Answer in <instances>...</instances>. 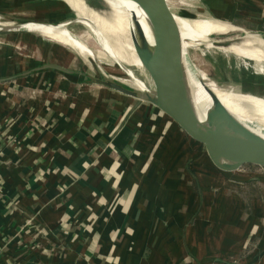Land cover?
<instances>
[{"label":"crops","instance_id":"0c3cea01","mask_svg":"<svg viewBox=\"0 0 264 264\" xmlns=\"http://www.w3.org/2000/svg\"><path fill=\"white\" fill-rule=\"evenodd\" d=\"M219 1L264 34V0ZM41 43L0 78V264H264V171L200 166L156 105Z\"/></svg>","mask_w":264,"mask_h":264},{"label":"rangeland","instance_id":"374dc122","mask_svg":"<svg viewBox=\"0 0 264 264\" xmlns=\"http://www.w3.org/2000/svg\"><path fill=\"white\" fill-rule=\"evenodd\" d=\"M84 1L89 9L99 14L105 22L114 23L115 10L106 0ZM169 2L173 11L179 16L191 20L211 19L223 21L233 27L227 33L213 34L211 36L212 39L225 37L228 39L226 44H240L247 37L245 35L247 30L255 33L253 36L264 38V34L259 33L260 30L258 28H247L246 19L219 17L212 13L210 9L213 6H222L219 0H169ZM76 19H79L78 14L65 0H0V37H8L9 33L17 30L22 33L14 39L6 40L0 38V78H4L5 74L14 73L19 67L23 71H35V63L26 61V58L22 55L36 58L39 54L36 43L44 41L41 44L44 46L48 45V49L45 51L47 55H50V52L55 48L59 51L57 54L55 51L53 58L56 60L52 59L53 62L61 60V64L71 69V74L81 71L84 74L83 77L90 84H95L96 79L109 78L129 88L136 89V85L129 77L133 76L141 78L149 87L153 88L152 78L144 67H134L129 62L117 59L106 52L102 46L101 41L107 39L114 45H121L125 54L130 55L132 50L128 45L126 36L109 30L103 31L102 34H97L85 23L76 21ZM69 22L71 23L65 26ZM30 23L44 26L46 28L44 30L62 27L61 29L67 34L88 45L89 52L92 51L94 56L83 54L76 48L47 36L45 37L44 34L39 32L41 29L27 28ZM182 38L188 51L187 61L195 76L202 79L205 85H215L227 91L239 94L249 93L264 98V60H255L256 52H253L252 55H244L222 50L217 47L221 45L220 43H215L216 46H209L205 41L190 40V42H187L189 40L183 35ZM16 56L19 57V61L14 60ZM61 58H64V60ZM20 62L21 64L17 66ZM41 68L45 69L46 67L41 65ZM243 104L246 107V104ZM246 108L250 113H256L254 109ZM187 142L192 145L189 140ZM201 151H203L201 153L202 158H200L202 162L199 163L200 166L206 168L207 166L203 163V160L206 157L210 158V156L204 149H201ZM204 153L208 156L204 157ZM245 168L264 171L256 167Z\"/></svg>","mask_w":264,"mask_h":264},{"label":"water","instance_id":"95a60500","mask_svg":"<svg viewBox=\"0 0 264 264\" xmlns=\"http://www.w3.org/2000/svg\"><path fill=\"white\" fill-rule=\"evenodd\" d=\"M130 1L136 3L142 10L149 32L150 38H147L141 18L136 14L134 18L145 34L144 38L149 45L154 67L149 65L139 47L136 50L152 78L155 97L109 78L97 79L96 82L156 105L184 138L208 153L218 168L232 171L256 167L264 170V138L246 129L209 88L206 90L211 97L212 105L205 118L197 113L195 93L188 78V68L184 59L183 38L176 13L169 0ZM70 23H66L65 26ZM133 41L136 47L135 35ZM49 66L67 71L58 65ZM184 107H190L193 116L201 122L200 133L188 126Z\"/></svg>","mask_w":264,"mask_h":264},{"label":"bare ground","instance_id":"6f19581e","mask_svg":"<svg viewBox=\"0 0 264 264\" xmlns=\"http://www.w3.org/2000/svg\"><path fill=\"white\" fill-rule=\"evenodd\" d=\"M78 14L79 18L82 19L81 22L85 23L97 34H102L103 31L109 30L116 34L124 35L128 39V45L132 50L130 55H126L124 48L118 44L114 45L110 41L102 40V46L106 52L113 55L117 59L123 60L125 62L131 63L134 67H145L142 60L139 58L137 53L138 47L144 54L145 59L148 61L151 67H154L149 45L144 36L146 34L147 38H150L147 25L145 24L144 14L136 3L130 0H106L110 5H112L115 10V20L113 24L107 23L97 14L94 10L89 9L84 0H65ZM186 7V6H185ZM203 7V6H202ZM139 16L141 18V23L143 24V33L141 27H139L135 18ZM200 16V15H199ZM86 19V20H83ZM176 19L179 24L181 34L187 38L190 42L195 40H201L207 42L209 46H214L215 43H220L219 47L222 50L231 51L235 53H241L244 55H252L256 52L255 60H264V38L261 39L260 36H253L254 33L249 31L246 32V36L240 44H226L228 39L225 37H220L217 39H212L213 34H224L233 28L228 25V23L223 21L211 20V19H188L176 14ZM3 22V21H2ZM27 28L39 30L42 34L48 38H52L61 43L67 44L73 48L79 50L83 54L93 55L94 53L89 52L88 45L78 40L77 38L70 36L63 29L53 27L50 30L46 29L44 26H39L34 23H30ZM136 38V47L133 44V37ZM53 42V41H52ZM151 42V39H150ZM216 46V45H215ZM136 48V49H135ZM184 59L187 64L188 78L191 86L195 93V103L197 113L205 118L208 110L212 105V100L210 95L207 93V88H209L219 99V101L224 105V107L251 133L264 138V98L253 95V94H239L233 91H227L219 86L215 85H205L202 79L195 77L193 70L191 69L189 63L187 62V49L183 43ZM130 79L136 85V88L151 97H155L154 89L149 87L144 80L139 77L129 76ZM121 78V77H120ZM231 89V88H230ZM240 90V89H239ZM240 92V91H239ZM252 108L256 113H250V111L244 107ZM186 111V121L188 126L196 131L201 132L202 124L198 121L191 113L190 107H184ZM255 114V115H253Z\"/></svg>","mask_w":264,"mask_h":264}]
</instances>
